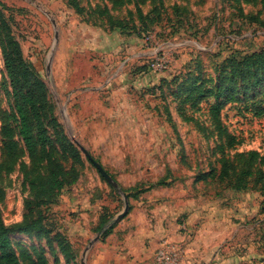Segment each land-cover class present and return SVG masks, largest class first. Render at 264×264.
Segmentation results:
<instances>
[{
	"label": "rangeland",
	"instance_id": "374dc122",
	"mask_svg": "<svg viewBox=\"0 0 264 264\" xmlns=\"http://www.w3.org/2000/svg\"><path fill=\"white\" fill-rule=\"evenodd\" d=\"M119 1L78 0L79 13L68 0H0L8 27L2 36L17 43L43 82L39 112L54 158L75 178L41 210L48 237L23 229L32 219L24 213L35 196L36 175L45 176L49 165L29 156L17 134L0 47V163L6 169L0 174V220L16 254L26 250L34 258L36 252L47 264H154L166 240L186 262L195 233L180 209L205 197L222 200L225 208V229L213 237L218 247L233 246L236 259L229 264H264V166L248 156L264 154V115L256 113L264 106V79L223 105L222 133L208 111L212 96L195 105L184 99L191 82L212 86L230 75L229 60L264 47V0ZM156 57L164 68H148ZM3 126L17 142L14 158L3 152ZM57 134L77 149L80 161L60 151ZM229 135L235 144H228ZM247 170L251 176H244ZM123 194L129 209L114 220Z\"/></svg>",
	"mask_w": 264,
	"mask_h": 264
},
{
	"label": "trees",
	"instance_id": "16d2710c",
	"mask_svg": "<svg viewBox=\"0 0 264 264\" xmlns=\"http://www.w3.org/2000/svg\"><path fill=\"white\" fill-rule=\"evenodd\" d=\"M152 1H156L159 5L163 3V0ZM114 2L119 3L120 1L114 0ZM68 3L77 12H82V7L78 0H68ZM137 11L141 13V9L138 5ZM111 22L117 26L123 25L121 21L111 20ZM4 30L8 31V27L0 10V47L4 68L12 85V96L14 99L13 116L18 123L17 134L22 140L29 156H36V160L44 161L49 165V169L45 176H41L40 174L36 175L34 186L35 196L33 201L26 203V211L24 213L25 215H32V219L26 220V222L21 225L23 229H33L48 237V235H50V230L44 223L41 210L49 204L56 195V192L70 184L75 178H70L68 172L64 171L62 164L55 161V147L51 144L52 140L39 112V109L42 108L40 105H43L46 97L43 82L28 69L25 61L22 59L17 43L10 37H4L6 35L2 36V31ZM228 62L230 75L226 73L212 86L208 87L191 82L190 91L184 98L186 101H190L192 105H195L198 99L212 96L214 102L210 104L208 111L219 129V133L225 132L224 129H220L219 127L221 126L220 114L223 105L228 100L237 98V92H247L248 89L258 86L260 81L264 79V74H261V69L264 66V47L252 51L241 60L231 59ZM236 77L237 80L235 79ZM256 109H258L256 113L264 115V106H258ZM1 135L5 143V151L3 150L4 154L14 158L18 152L17 142L14 139L11 128L3 126L1 128ZM56 141L60 151L63 154H68L72 162L80 161L79 152L72 144L66 142L64 135L57 134ZM227 142L229 145L235 144L236 140L234 135H229ZM248 156L251 164L257 162L259 165L264 166V154L251 151L248 153ZM5 170V166H2L0 163V174L5 172ZM225 175H227V171L225 168L221 169L219 177L223 178ZM251 175L250 170L244 173V176ZM262 176L263 173L260 172L258 178ZM258 178H255L256 182L258 180L261 181V179ZM242 179L243 178L239 179L240 183ZM244 186L245 180H243L242 184L239 185L237 189L243 188ZM262 187H264V182ZM1 195L2 191L0 190V196ZM105 222L106 218L103 216L100 221V227ZM110 229L111 226L105 229L102 236L108 234ZM58 245H62V243L59 242ZM34 254V258L26 250H22L19 254H16L9 236V228H6L0 220V264H47L45 258L41 254L36 255V252Z\"/></svg>",
	"mask_w": 264,
	"mask_h": 264
},
{
	"label": "crops",
	"instance_id": "0c3cea01",
	"mask_svg": "<svg viewBox=\"0 0 264 264\" xmlns=\"http://www.w3.org/2000/svg\"><path fill=\"white\" fill-rule=\"evenodd\" d=\"M221 204L222 200L198 197L180 209L185 213L195 233L190 243L191 248L189 247V252L186 254V262L180 261V264H229L236 259L232 258L233 246L223 244L220 248L213 237L218 228L225 229V208ZM238 258L242 259V256Z\"/></svg>",
	"mask_w": 264,
	"mask_h": 264
},
{
	"label": "built area",
	"instance_id": "2783aa9c",
	"mask_svg": "<svg viewBox=\"0 0 264 264\" xmlns=\"http://www.w3.org/2000/svg\"><path fill=\"white\" fill-rule=\"evenodd\" d=\"M164 67V60L159 57L148 63V68L153 70ZM180 256L181 250L175 244L161 240L154 255V264H180Z\"/></svg>",
	"mask_w": 264,
	"mask_h": 264
},
{
	"label": "water",
	"instance_id": "95a60500",
	"mask_svg": "<svg viewBox=\"0 0 264 264\" xmlns=\"http://www.w3.org/2000/svg\"><path fill=\"white\" fill-rule=\"evenodd\" d=\"M79 149L83 152V154L86 156V158L95 166L98 173L106 180V182L115 186V182H114L113 178L110 176V174L108 172H106V170H104L102 165L99 162H97L96 160H94L85 148H83L82 146L79 145ZM123 200H124V207H123L122 211L119 212L115 216L114 220L121 219L127 213L128 209H129V202H128L126 194H123ZM98 237H99V234L93 239V241L96 240Z\"/></svg>",
	"mask_w": 264,
	"mask_h": 264
}]
</instances>
